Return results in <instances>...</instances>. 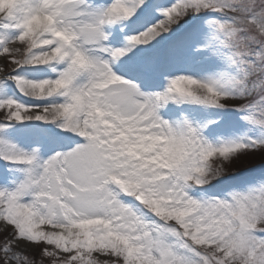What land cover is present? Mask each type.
<instances>
[{"label": "snow or ice", "instance_id": "6c2138e0", "mask_svg": "<svg viewBox=\"0 0 264 264\" xmlns=\"http://www.w3.org/2000/svg\"><path fill=\"white\" fill-rule=\"evenodd\" d=\"M204 12L219 15L192 52L214 72L165 73L174 46L123 68L148 90L114 69ZM121 24L137 26L127 43L106 30ZM27 66L51 75L30 79ZM9 82L45 102L9 95ZM169 102L234 111L247 127L211 139L216 120L170 121ZM33 121L30 148L10 137ZM0 158L23 166L0 187V264H264V173L207 191L264 169V0H0Z\"/></svg>", "mask_w": 264, "mask_h": 264}, {"label": "rangeland", "instance_id": "374dc122", "mask_svg": "<svg viewBox=\"0 0 264 264\" xmlns=\"http://www.w3.org/2000/svg\"><path fill=\"white\" fill-rule=\"evenodd\" d=\"M96 4H106L108 0H94ZM172 0H158V3L167 5ZM160 12L157 11L153 17L155 19L160 18ZM218 13L204 12L198 16L186 17L178 25H175L171 33L163 34L162 37H158L152 41L149 45H138L130 53H126L125 57H121L116 62L118 65H113L114 69L118 71V74L124 75L119 71V68H124L131 60L141 59L146 56H150L157 51L166 48L168 46H174L175 54L169 57L166 63L162 66V71L171 75L178 73L192 74L197 77L206 76L215 71L216 65L211 62H207L201 59L204 55L203 52L199 54H193L192 49L195 44L202 42V36L209 34L212 31V27L205 23L209 18L218 16ZM136 25L124 24L117 26H106V30L111 32L112 36L119 34L120 28H123V34H120L121 43H127L124 34H132L136 29ZM115 62V63H116ZM182 70V71H181ZM22 75L30 79H41L48 75H51L50 70L45 66H36L33 68L27 66L18 70ZM128 79H135L139 86L144 89L145 83L139 76H133L128 73L126 76ZM165 79L160 77L154 84V88L161 89L165 86ZM9 95H15L25 103H43L45 101H35L28 97H23L19 94L15 88L14 83L9 82L7 89ZM161 115L165 119L174 120L180 117V114L195 119L200 123H205L208 120H216V125H209L213 129V133L210 136L211 139L216 138L217 132H223L225 137L231 135L233 137L242 135L247 127L243 122L238 119V115L234 111H226L223 109L203 106V105H189L181 104L177 105L174 102H169L163 109L160 110ZM43 122H25L23 126L17 125L18 129L22 131H13L10 133V137L18 142L21 146L30 148L32 141L34 140V127L41 125ZM55 131H64L61 129H55ZM254 135V133H250ZM48 152H42V155L47 156ZM22 165H12L10 162L4 161L0 158V187H9L13 185L10 181L16 178L22 177L23 173L19 171ZM264 173V169H261L257 163L251 164L247 167H239L235 172H230L226 178L221 181H214L212 185L207 186L208 192L219 193L223 189L230 187H243L249 184L257 177ZM7 174L8 181L4 180V176ZM223 186V189L220 187ZM193 194L198 195L199 190H193Z\"/></svg>", "mask_w": 264, "mask_h": 264}, {"label": "bare ground", "instance_id": "6f19581e", "mask_svg": "<svg viewBox=\"0 0 264 264\" xmlns=\"http://www.w3.org/2000/svg\"><path fill=\"white\" fill-rule=\"evenodd\" d=\"M98 4H99V3H98ZM114 65H115V66L118 65V63L116 62ZM119 71H120L122 74H124L125 76L128 75V73L124 72L122 68H119ZM181 71H182V70H181Z\"/></svg>", "mask_w": 264, "mask_h": 264}]
</instances>
